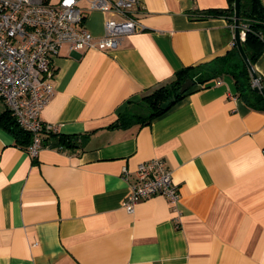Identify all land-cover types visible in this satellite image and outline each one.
<instances>
[{
  "label": "crops",
  "instance_id": "crops-1",
  "mask_svg": "<svg viewBox=\"0 0 264 264\" xmlns=\"http://www.w3.org/2000/svg\"><path fill=\"white\" fill-rule=\"evenodd\" d=\"M225 6L138 0L144 27L116 48L60 47L39 113L56 126L51 145L32 157L0 123V264H264V107L238 98L222 73L134 120L149 112L144 93L231 48L232 24L196 13ZM106 16L90 10L83 25L98 36ZM253 69L264 79V50ZM59 135L74 144L59 148ZM154 157L178 201L157 193L128 212L121 171Z\"/></svg>",
  "mask_w": 264,
  "mask_h": 264
},
{
  "label": "built area",
  "instance_id": "built-area-1",
  "mask_svg": "<svg viewBox=\"0 0 264 264\" xmlns=\"http://www.w3.org/2000/svg\"><path fill=\"white\" fill-rule=\"evenodd\" d=\"M90 10L107 14L98 36L83 25ZM137 10L138 0H0V98L17 124L30 132L29 155L36 157L50 146L46 135L57 132L39 115L53 93L52 57L63 44L78 50L116 48L126 34L144 27ZM239 35L244 38L243 29ZM252 84L259 87V77ZM261 150L264 156V146ZM121 176L130 188L122 201L128 212L140 199L157 193L171 206L178 201L171 171L161 158L141 161L132 172L123 167Z\"/></svg>",
  "mask_w": 264,
  "mask_h": 264
},
{
  "label": "trees",
  "instance_id": "trees-1",
  "mask_svg": "<svg viewBox=\"0 0 264 264\" xmlns=\"http://www.w3.org/2000/svg\"><path fill=\"white\" fill-rule=\"evenodd\" d=\"M233 4L234 0H227V6L225 7L201 9L196 13L201 17L223 16L230 24H234ZM238 28L239 31L243 29L245 32L244 38H240V42L253 67L258 56L264 50V5L260 0H239ZM222 73L229 74L233 78L235 94L238 98L251 106H258V103H260L264 107L262 93L256 91L252 84L253 78L259 77V87L264 89V79L255 70V75L251 74L236 46L235 40H233L231 48L225 53L207 61L182 67L174 72L173 77L168 82L144 93L141 96V102L148 108L149 112L145 117L137 116L134 120L144 123L160 115L195 86L206 83ZM186 78H191L193 83L184 92H179L180 84ZM167 99H170L168 106L161 108L160 104ZM119 118L122 120L125 116L121 114ZM0 123L14 135L17 142L27 145L30 143V132L17 124L9 109L1 114ZM59 140L64 148L74 144V138L71 136L59 135Z\"/></svg>",
  "mask_w": 264,
  "mask_h": 264
},
{
  "label": "water",
  "instance_id": "water-1",
  "mask_svg": "<svg viewBox=\"0 0 264 264\" xmlns=\"http://www.w3.org/2000/svg\"><path fill=\"white\" fill-rule=\"evenodd\" d=\"M233 5H234V24H233L234 25V35H233V38L235 40L236 46H237L242 58L244 59L246 65L248 66V69L250 70L251 74L254 76L255 75L254 69H253L252 65L250 64L246 54L244 53L242 46H241V42H240V35H239V28H238L239 0H234ZM192 83H193V81L191 78H186L180 84L179 92H184ZM254 89L256 91L261 92L263 97H264V89L262 87L254 86ZM169 102H170V99L163 101L160 104V107L165 108L166 106H168Z\"/></svg>",
  "mask_w": 264,
  "mask_h": 264
}]
</instances>
